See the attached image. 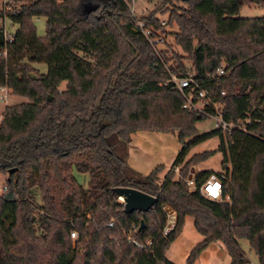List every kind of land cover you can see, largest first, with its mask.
<instances>
[{
	"label": "trees",
	"instance_id": "trees-1",
	"mask_svg": "<svg viewBox=\"0 0 264 264\" xmlns=\"http://www.w3.org/2000/svg\"><path fill=\"white\" fill-rule=\"evenodd\" d=\"M130 3L8 0L0 10V88L28 98L7 105L0 121V175H7L0 264H177L167 250L187 216L203 235L187 264L214 241L226 247L229 264H248L239 239L264 264V15L239 16L243 6L264 7V0H158L140 18L154 36L172 35L185 56L160 52L137 26ZM166 13L162 21L158 15ZM36 17L46 19L45 36L37 33ZM6 18L18 25L14 33L6 30ZM174 26L177 31L168 30ZM172 59L173 73L192 71L223 104L227 120L249 118L247 129L199 133L197 123L208 117L183 107L166 64ZM37 62L47 63L46 73ZM141 131L178 133L173 166H182L181 178L173 166L161 178L164 165L149 173L130 165L133 134ZM214 136L216 149L187 159ZM217 152L227 174L222 200L200 191L219 172L199 171L196 189L186 182L193 166ZM76 174L89 175L86 187ZM122 186L158 201L148 211L127 212L115 191ZM168 206L175 213L169 232Z\"/></svg>",
	"mask_w": 264,
	"mask_h": 264
},
{
	"label": "rangeland",
	"instance_id": "rangeland-1",
	"mask_svg": "<svg viewBox=\"0 0 264 264\" xmlns=\"http://www.w3.org/2000/svg\"><path fill=\"white\" fill-rule=\"evenodd\" d=\"M7 1L8 0H0V10L4 8V5ZM157 2L158 0H136L131 4L135 7L136 16L139 18L147 16L149 13H151L154 10ZM263 15L264 7L256 3L243 6L239 13V16L241 17H260ZM158 17L162 21H167L169 18V14H159ZM33 22L36 26L37 33L40 36H45L47 29L46 19L44 17H36L33 19ZM4 24L6 30L9 33H14L18 28V25L13 24L9 18L5 19ZM168 30L177 31L178 28L177 26L168 27ZM154 37H156L155 46L160 52L168 50L169 56H173L174 54H180L184 56L186 55L181 49V47L176 44L175 39L172 35H163L158 33ZM33 64L38 69L39 73L44 74L48 70V65L45 62H37ZM166 64L170 72L173 73V71H171V66H175V59L169 60ZM185 64L187 65V67H189L191 63L189 60H186ZM60 88L63 90L66 89V81L62 82ZM5 91L0 88V121L1 112L7 105H14L17 103L28 101L27 97L13 95L11 90L7 91L8 96L3 100L1 98V95H3ZM197 128L199 130V133L208 132L215 128V121L212 118H207L204 121L198 122ZM136 135H146L148 137L152 136V138H146L148 139L147 142L144 141L140 144L133 143V145L129 148V163L142 173H149L156 166L164 165L165 169L160 174L161 178H163L167 171L173 166L181 148V144L178 139V133L141 131ZM158 136L161 138H158ZM218 144V136L206 139L198 143L191 149L187 156V159L195 153L203 152L205 150L216 149L218 147ZM222 159V153L217 152L209 159H205L199 162L197 164V167L199 170H214L216 172H220L222 171ZM191 170H194V168L192 167ZM6 177L7 175H0V195L3 194V188L5 185ZM76 177L83 186L86 187L88 185V174H76ZM168 212L170 217L175 214L172 208L169 206ZM169 224L170 219L167 225V229L169 228ZM202 240L203 235L195 229L193 218L189 217L183 231L180 233V235L177 237L176 241L172 245V247L174 248L173 251H168V257L177 264H187L186 260L191 250ZM239 242L250 260L248 264H259L258 256L255 250L251 247L250 243L246 239H239ZM230 261L231 257L223 243L220 241H214L210 244L207 249L202 252L201 256L197 260V264H229Z\"/></svg>",
	"mask_w": 264,
	"mask_h": 264
},
{
	"label": "built area",
	"instance_id": "built-area-1",
	"mask_svg": "<svg viewBox=\"0 0 264 264\" xmlns=\"http://www.w3.org/2000/svg\"><path fill=\"white\" fill-rule=\"evenodd\" d=\"M136 0H132L134 2ZM130 9L132 14L136 17L137 26L142 31V33L148 38L151 43H155L156 37H154L153 30L147 25L146 20L138 18L136 16V9L130 3ZM219 75L225 74V68L221 67L218 71ZM171 82L174 83L175 88L180 91L183 95L185 101L183 107L200 114L212 118L215 121V128H219L224 132L231 131L233 128H239L242 130L247 129L246 122L249 123V118L240 123H234L230 120H227L222 112L223 104L214 99L212 91L209 88L203 87L199 81L195 79V75L192 71H188L185 75H178L171 73ZM2 90H6L1 98L4 100L8 96V88L3 87ZM222 95H225V91L221 92ZM181 165H174L172 170L176 173L178 178H181ZM230 167V166H229ZM220 174H211L209 178L204 182L200 187L201 193L212 199V200H222L223 193V181L227 179V174L225 171H220ZM186 182L190 189H196L194 175L190 174L186 178ZM6 188H3V191ZM110 226L113 225V222L109 223ZM78 236L77 231L73 230L71 232V237L76 239ZM134 241V240H133ZM136 245L141 246L138 242L134 241ZM149 244L151 242H148Z\"/></svg>",
	"mask_w": 264,
	"mask_h": 264
},
{
	"label": "water",
	"instance_id": "water-1",
	"mask_svg": "<svg viewBox=\"0 0 264 264\" xmlns=\"http://www.w3.org/2000/svg\"><path fill=\"white\" fill-rule=\"evenodd\" d=\"M254 1L256 2L257 0ZM13 171L14 170L11 169L10 173ZM115 191L119 195V198L123 200L125 210L127 212H133L135 210L148 211L158 201V198L156 196H153L151 194H148L133 187H124V186L116 187ZM167 211H168V207H167ZM174 220H175V216L173 215L170 217V224H169V228L167 229V232H169L172 229ZM143 225L144 222L142 221V226Z\"/></svg>",
	"mask_w": 264,
	"mask_h": 264
},
{
	"label": "crops",
	"instance_id": "crops-1",
	"mask_svg": "<svg viewBox=\"0 0 264 264\" xmlns=\"http://www.w3.org/2000/svg\"><path fill=\"white\" fill-rule=\"evenodd\" d=\"M4 109H5V108H4ZM4 109H3L2 112H1V119H2V116H3ZM138 133H139V132L133 134V141H132L130 147L133 145V143H139V144H140V143H142V142H144V141L147 142L148 139L152 138V136H151V137H150V136L148 137V136H146V135H143V136L138 135V136H137L136 134H138ZM136 136H137V137H136ZM146 138H148V139H146ZM158 138H161V137L158 136ZM211 150H212V149H211ZM130 165H131V164H130ZM131 166H132V165H131ZM132 167H133V166H132ZM133 168H134V167H133ZM193 168H194V170H191V174L194 175V176H195L199 171H201V170L198 169L197 165L193 166ZM135 169H136V168H135ZM136 170H137V169H136ZM137 171H138V170H137ZM139 172H140V171H139ZM189 217H191V216H187V217H186V219H185V224L187 223ZM193 223H194V219H193ZM184 227H185V225H184ZM194 227H195V225H194ZM183 229H184V228H183ZM195 229H196V228H195ZM196 230H197V229H196ZM175 241H176V240H175ZM175 241H174V242H175ZM174 242H173V243H174ZM173 243L171 244L170 248L167 250V257H168V251L170 252V251H173V249H174V248L172 247ZM209 246H210V245H209ZM171 253H172V252H171ZM201 254H202V253H201ZM200 256H201V255H200ZM200 256H199V257H200ZM168 259H170V258L168 257ZM198 259H199V258H198ZM198 259H197V260H198ZM170 260H171V259H170ZM197 260L194 262V264H197ZM171 261H172V260H171Z\"/></svg>",
	"mask_w": 264,
	"mask_h": 264
}]
</instances>
